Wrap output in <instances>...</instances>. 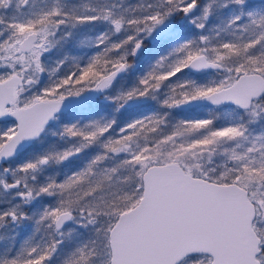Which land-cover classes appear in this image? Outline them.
I'll use <instances>...</instances> for the list:
<instances>
[{"label": "snow or ice", "instance_id": "obj_1", "mask_svg": "<svg viewBox=\"0 0 264 264\" xmlns=\"http://www.w3.org/2000/svg\"><path fill=\"white\" fill-rule=\"evenodd\" d=\"M0 264H264V0H0Z\"/></svg>", "mask_w": 264, "mask_h": 264}]
</instances>
